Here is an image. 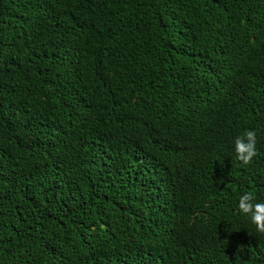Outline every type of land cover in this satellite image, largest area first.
<instances>
[{
  "label": "trees",
  "instance_id": "16d2710c",
  "mask_svg": "<svg viewBox=\"0 0 264 264\" xmlns=\"http://www.w3.org/2000/svg\"><path fill=\"white\" fill-rule=\"evenodd\" d=\"M248 191L264 0H0V264H264Z\"/></svg>",
  "mask_w": 264,
  "mask_h": 264
},
{
  "label": "clouds",
  "instance_id": "9594fccd",
  "mask_svg": "<svg viewBox=\"0 0 264 264\" xmlns=\"http://www.w3.org/2000/svg\"><path fill=\"white\" fill-rule=\"evenodd\" d=\"M256 143L257 134L254 130H246L235 138L236 156L244 165L250 164L258 155ZM238 209L250 218L258 233L264 234V202H257L254 192L248 191L239 197Z\"/></svg>",
  "mask_w": 264,
  "mask_h": 264
}]
</instances>
